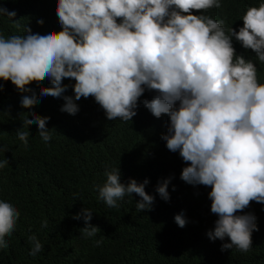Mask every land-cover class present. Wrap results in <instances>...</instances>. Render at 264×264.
<instances>
[{"label":"trees","instance_id":"16d2710c","mask_svg":"<svg viewBox=\"0 0 264 264\" xmlns=\"http://www.w3.org/2000/svg\"><path fill=\"white\" fill-rule=\"evenodd\" d=\"M162 7L0 0V264H264V0Z\"/></svg>","mask_w":264,"mask_h":264},{"label":"clouds","instance_id":"9594fccd","mask_svg":"<svg viewBox=\"0 0 264 264\" xmlns=\"http://www.w3.org/2000/svg\"><path fill=\"white\" fill-rule=\"evenodd\" d=\"M189 1L190 0H162L163 7L160 10V12L154 13L150 16L147 15V19L149 22L153 24H158L164 29H169L171 31H174L177 23H179L180 20L182 19L181 12L175 11L170 14H166L164 12V9L170 5L176 6V7H185L189 4ZM212 10H215V9L209 10L207 17L204 20V25L198 35L197 41L204 40L207 38L213 39L216 41H227L229 39L227 38V35H229V33L234 32L226 25L225 21L221 17L218 16L217 12L212 11ZM139 46L140 47L138 48V51L141 53L142 59H139L137 61L136 66L138 70L148 75L151 71L147 65V60L149 58V47H148L146 40L140 42ZM213 76H218V79H220L219 73H215L211 77ZM162 85L164 84H156L155 87L159 88L160 91L167 89V87H164ZM146 89H148L146 80L139 81L135 85L136 94L142 93Z\"/></svg>","mask_w":264,"mask_h":264}]
</instances>
